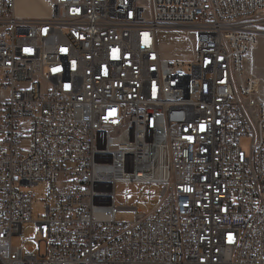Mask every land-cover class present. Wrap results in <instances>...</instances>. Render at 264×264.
Masks as SVG:
<instances>
[{
  "label": "built area",
  "instance_id": "obj_1",
  "mask_svg": "<svg viewBox=\"0 0 264 264\" xmlns=\"http://www.w3.org/2000/svg\"><path fill=\"white\" fill-rule=\"evenodd\" d=\"M44 1L0 0V264H264V0ZM173 28L191 62L164 54ZM117 182L160 204L118 222Z\"/></svg>",
  "mask_w": 264,
  "mask_h": 264
},
{
  "label": "rangeland",
  "instance_id": "obj_2",
  "mask_svg": "<svg viewBox=\"0 0 264 264\" xmlns=\"http://www.w3.org/2000/svg\"><path fill=\"white\" fill-rule=\"evenodd\" d=\"M23 1L25 6L16 7L19 16L44 17L49 15L50 9L42 0H33L39 5L40 10L36 11L28 7L32 0ZM258 28L260 30V43L254 53L255 58L253 55L251 59V64L253 70H256L257 75L259 74L258 76L264 79V16L258 20ZM196 36L197 32L194 29H164L159 32V42L164 54L167 56L182 58L186 62H191L195 56ZM242 146L246 151L250 149V139L248 137L242 138ZM27 189L34 194L33 221L23 224L22 235L14 236L13 243L15 246L33 247L37 244L32 239V234L35 232V222L43 219L46 214L45 184L31 185ZM126 189L132 191L130 199L123 198V191ZM153 191L154 194L150 195L153 199H146L148 192ZM115 197V204L121 208L117 212L115 219L118 222L133 221L136 217V212L132 207H137L144 213H150L158 207L161 201V186L151 183L117 182Z\"/></svg>",
  "mask_w": 264,
  "mask_h": 264
},
{
  "label": "crops",
  "instance_id": "obj_3",
  "mask_svg": "<svg viewBox=\"0 0 264 264\" xmlns=\"http://www.w3.org/2000/svg\"><path fill=\"white\" fill-rule=\"evenodd\" d=\"M38 4H36L33 0H32V2L30 3V6H28V7H30V9L31 10H40L39 9V5L37 6ZM16 6H21V7H23V6H25L24 5V1L23 0H17V5ZM27 7V6H26ZM260 40V39H259ZM260 43V42H259ZM258 47H259V45H258ZM257 47V48H258ZM257 50V49H256ZM255 50V51H256ZM255 51H254V53H255ZM254 53L252 54V56H251V59H252V57H253V55H254ZM254 58H255V55H254ZM256 64V63H255ZM255 72H256V70H254ZM256 74H257V72H256ZM259 75V74H258ZM261 78V77H260Z\"/></svg>",
  "mask_w": 264,
  "mask_h": 264
},
{
  "label": "bare ground",
  "instance_id": "obj_4",
  "mask_svg": "<svg viewBox=\"0 0 264 264\" xmlns=\"http://www.w3.org/2000/svg\"><path fill=\"white\" fill-rule=\"evenodd\" d=\"M43 2H45L46 3V5L48 6V4H47V2L46 1H44V0H42ZM16 5H17V3H16ZM17 7V6H16ZM49 7V6H48ZM49 9H50V7H49ZM50 13H51V11L49 12V15H50ZM49 15H47V16H49ZM47 16H44V17H47Z\"/></svg>",
  "mask_w": 264,
  "mask_h": 264
},
{
  "label": "snow or ice",
  "instance_id": "obj_5",
  "mask_svg": "<svg viewBox=\"0 0 264 264\" xmlns=\"http://www.w3.org/2000/svg\"><path fill=\"white\" fill-rule=\"evenodd\" d=\"M55 71V70H54Z\"/></svg>",
  "mask_w": 264,
  "mask_h": 264
}]
</instances>
